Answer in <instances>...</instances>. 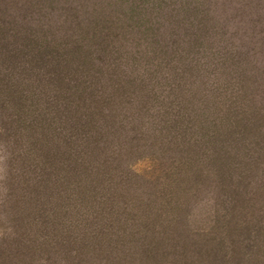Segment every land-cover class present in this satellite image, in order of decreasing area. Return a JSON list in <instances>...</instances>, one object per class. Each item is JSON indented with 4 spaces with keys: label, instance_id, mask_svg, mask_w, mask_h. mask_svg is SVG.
Instances as JSON below:
<instances>
[{
    "label": "rangeland",
    "instance_id": "rangeland-1",
    "mask_svg": "<svg viewBox=\"0 0 264 264\" xmlns=\"http://www.w3.org/2000/svg\"><path fill=\"white\" fill-rule=\"evenodd\" d=\"M43 1L0 0V264H216L217 250L224 264H264V238L234 226L264 217V173L252 166L254 178L245 177L237 166L230 90L215 87L234 84L236 68L219 71L201 30L191 40L172 24L179 15L138 26L140 12L112 11L109 33L79 41L68 25L88 23L85 11H59V0L36 11ZM170 28L167 48L159 37ZM79 47L88 61L55 54ZM227 49L235 52L225 45L220 60ZM216 154L233 162L234 183L216 173ZM190 162L203 171L198 189L182 180ZM100 169L92 181L89 170ZM219 177L225 189L249 191L240 193L243 221L227 222L230 237Z\"/></svg>",
    "mask_w": 264,
    "mask_h": 264
},
{
    "label": "trees",
    "instance_id": "trees-1",
    "mask_svg": "<svg viewBox=\"0 0 264 264\" xmlns=\"http://www.w3.org/2000/svg\"><path fill=\"white\" fill-rule=\"evenodd\" d=\"M42 3L44 5L36 11H53L56 9L53 6V0L43 1ZM58 3L59 11H85L82 12L84 14L83 18L88 23L77 26L78 22H74V29L70 26L71 22L68 25L70 27L68 31H71L70 34L73 33V30L76 31L78 34H76V37L79 41L86 38H90L94 42L100 41L103 37V31L109 33L108 30H111L110 24L116 25L112 19L107 21L109 16H112V11L140 12L137 13L142 15V19L140 21L136 19L135 21L138 26H144L143 22L145 20L150 21V18H156L157 21L161 17L166 19L172 14L179 15L183 20L173 21L172 24L177 27H181L182 24V27L186 28V35L191 37V40L196 39L198 41L199 38L195 33L197 30H201L200 35L207 48L209 50L216 49L218 69L220 63L234 70L236 68L237 76L233 79L234 84L232 80L230 82L224 81L223 85L217 84L215 87L217 90L219 89L220 93L230 90L228 94L227 92L224 93L223 100L228 110L226 124L230 138H236L239 133L242 136V154L233 155L235 157L238 155L237 166L245 167L246 171H243L245 177L249 174V178H254L252 169H248L252 166L255 168V172L264 173V0H59ZM121 8L123 9L121 10ZM92 11H96V13L93 14ZM88 14L90 16H87ZM106 14H108L107 18ZM65 21L71 20L68 17ZM87 34L89 37H87ZM159 38H161V44L169 48L170 46L166 43L174 42L175 37L172 35L170 28ZM61 43L66 44V41ZM225 45L233 47L238 54L229 51L228 48L224 51L225 56L221 57L222 60H220L219 52ZM81 46L85 45L81 44ZM87 49L86 47H79V51H77L76 48L68 50L61 48V51L56 50L55 54L63 60L67 54L62 51L66 50L72 56L77 53V58L88 61L87 59L91 56ZM239 56L244 62H236L235 64L232 58L236 60ZM250 59L252 61L248 62ZM85 61L83 63L79 62L77 72L80 70L79 67H83ZM256 65L261 67L259 72L255 71ZM68 69L71 70L70 67ZM211 156L212 163L216 164V173L221 177H224L225 174L231 177V172L234 171L235 167L233 162L228 160L229 156H220L219 154ZM85 160L92 162L94 157L88 156ZM77 164L85 165L83 163ZM82 168L85 169V167ZM89 172L92 176L91 179L93 178L92 181L99 182L97 176L102 175V170L100 169L94 173L89 170ZM202 172L192 162L180 169V173L184 174L182 180L186 177L187 182L191 181L192 183L191 188L197 187V189L200 188L204 180L202 179ZM218 180L216 186L220 187V191L223 189L220 192L223 194V201L232 204L228 210L220 214L222 228L224 227L226 236L230 237L227 222L234 220V224H238L243 221L241 217L239 218L245 213L242 204L243 198H241L240 193L243 191L249 193V191L248 188H240L239 190L235 186L236 183L233 184L231 190L225 189L224 180L220 177ZM258 195H256V199L259 197ZM248 197L246 199L252 200V194ZM241 204V208L234 206ZM260 222L262 223L252 226L248 224L241 226L239 224L242 230L234 225L235 231L238 234H243L244 237H252L255 241L262 243L264 217ZM0 251H5L2 244H0ZM219 252L218 250L216 252L218 257L216 264L226 263L228 258H226L225 253L221 254Z\"/></svg>",
    "mask_w": 264,
    "mask_h": 264
}]
</instances>
